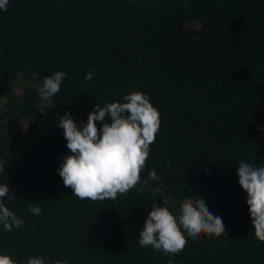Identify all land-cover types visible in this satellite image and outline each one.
Masks as SVG:
<instances>
[{"label":"trees","instance_id":"obj_1","mask_svg":"<svg viewBox=\"0 0 264 264\" xmlns=\"http://www.w3.org/2000/svg\"><path fill=\"white\" fill-rule=\"evenodd\" d=\"M54 71L68 75L41 100ZM133 90L161 120L141 182L115 200H81L58 174L70 154L59 115L79 126L95 104ZM241 160L264 166V0H9L0 10V184L24 220L0 225V254L18 264H264ZM194 196L225 236L188 238L177 255L139 246L152 203L175 214Z\"/></svg>","mask_w":264,"mask_h":264},{"label":"clouds","instance_id":"obj_2","mask_svg":"<svg viewBox=\"0 0 264 264\" xmlns=\"http://www.w3.org/2000/svg\"><path fill=\"white\" fill-rule=\"evenodd\" d=\"M9 0H0V10L6 11ZM187 6V5H185ZM65 71H54L45 76L37 89L41 100H50L61 88L67 77ZM96 76L95 70L87 72L85 81ZM97 121L101 122L97 126ZM161 124L160 114L149 96L139 90L124 95L122 101L95 104L87 121L78 124L69 112L59 115L58 127L63 129L68 155L62 157L58 174L72 195L81 200H115L126 195L141 182L150 146L155 142ZM259 129V126H258ZM171 164V161H166ZM0 171H3L0 168ZM155 177L154 170L150 172ZM238 183L247 194L246 203L256 239L264 242V166L254 167L241 160L237 167ZM11 201L9 185L0 184V225L6 232L13 227H23L24 220L4 203ZM29 211L39 215L42 209L29 204ZM222 218L214 215L203 199H185L179 210L152 203L151 210L139 232L138 244L151 247L163 255H177L184 250L188 238L193 241L201 236H225ZM0 264H18L7 254H0ZM26 264H46L45 258L30 256ZM53 264H69L57 259ZM169 264L171 262L169 261Z\"/></svg>","mask_w":264,"mask_h":264}]
</instances>
